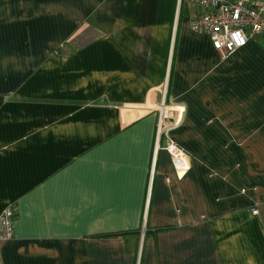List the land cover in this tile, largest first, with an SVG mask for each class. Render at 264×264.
I'll list each match as a JSON object with an SVG mask.
<instances>
[{"label": "crops", "instance_id": "0c3cea01", "mask_svg": "<svg viewBox=\"0 0 264 264\" xmlns=\"http://www.w3.org/2000/svg\"><path fill=\"white\" fill-rule=\"evenodd\" d=\"M205 11L0 0V264H264V36L221 58Z\"/></svg>", "mask_w": 264, "mask_h": 264}, {"label": "built area", "instance_id": "2783aa9c", "mask_svg": "<svg viewBox=\"0 0 264 264\" xmlns=\"http://www.w3.org/2000/svg\"><path fill=\"white\" fill-rule=\"evenodd\" d=\"M187 1L205 7L206 11L191 21V27L209 32L212 46L221 58L244 47L250 38L264 36V2L260 0ZM178 2L180 4L182 0ZM158 111V136L162 134L165 137V148L172 156L174 167L183 170L186 167V155L169 136V131L180 124L182 111L176 115V107L165 102L158 106ZM253 211L258 213L256 208ZM13 215L14 211L10 207L0 214V243L13 236Z\"/></svg>", "mask_w": 264, "mask_h": 264}]
</instances>
